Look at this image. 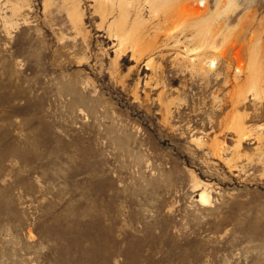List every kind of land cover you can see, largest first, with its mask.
<instances>
[{
	"label": "rangeland",
	"instance_id": "rangeland-1",
	"mask_svg": "<svg viewBox=\"0 0 264 264\" xmlns=\"http://www.w3.org/2000/svg\"><path fill=\"white\" fill-rule=\"evenodd\" d=\"M0 264H264V0H0Z\"/></svg>",
	"mask_w": 264,
	"mask_h": 264
},
{
	"label": "bare ground",
	"instance_id": "bare-ground-1",
	"mask_svg": "<svg viewBox=\"0 0 264 264\" xmlns=\"http://www.w3.org/2000/svg\"><path fill=\"white\" fill-rule=\"evenodd\" d=\"M108 1H110V0H108ZM207 22H205V21H201L200 23H199V28H198V37H199V39L201 40V41H204L205 40V38H206V36H205V34H206V31H207ZM203 196L202 195H200V198H202Z\"/></svg>",
	"mask_w": 264,
	"mask_h": 264
}]
</instances>
